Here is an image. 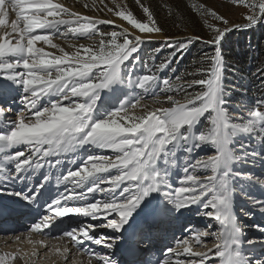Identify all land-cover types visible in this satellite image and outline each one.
Here are the masks:
<instances>
[{
  "label": "snow or ice",
  "instance_id": "6c2138e0",
  "mask_svg": "<svg viewBox=\"0 0 264 264\" xmlns=\"http://www.w3.org/2000/svg\"><path fill=\"white\" fill-rule=\"evenodd\" d=\"M134 2L140 15L127 0L84 3L94 14L62 0H0V101L15 103L18 96L23 106L14 120L8 116L12 108L0 106V196L48 213L30 225L29 235L44 233L54 222L63 225L65 219L74 224L58 229L55 239L67 242L50 249L63 264H85L77 259L84 256L86 264H121L115 251L101 254L89 243L119 248L126 234L178 219L193 206L217 230L185 229L190 235L176 240L156 264H212L214 258L218 264H264V255L244 252L245 245H264V239L246 238L234 207L237 179L264 188V179L235 170L257 159L264 164V97L246 115L230 112L222 52L233 28L264 22V0H232L246 11L245 23L231 26L213 8L193 3L192 10L212 33L206 39L163 35L151 6ZM109 14L112 18H103ZM102 25L118 30L102 31ZM157 37L162 46L142 57L143 46ZM80 39L87 43L75 42ZM195 41L214 52L194 61L192 70L176 74L172 64ZM165 48L168 55L157 62ZM169 69L172 75L162 76ZM257 71L264 81V69ZM241 136L250 139L238 143ZM205 145L213 153L194 157ZM96 149L112 155L93 154ZM68 156L75 158L61 159ZM66 163L77 166L60 171ZM46 166L47 173L42 171ZM176 169L183 175L180 186L173 187ZM38 174L42 179L31 183ZM53 180L64 191L53 194ZM249 200L264 215V200ZM12 210L0 201V216ZM252 227L264 235V225ZM212 228V223L206 226ZM209 237L217 241L212 247L205 243ZM24 255L0 253V264H14Z\"/></svg>",
  "mask_w": 264,
  "mask_h": 264
},
{
  "label": "bare ground",
  "instance_id": "6f19581e",
  "mask_svg": "<svg viewBox=\"0 0 264 264\" xmlns=\"http://www.w3.org/2000/svg\"><path fill=\"white\" fill-rule=\"evenodd\" d=\"M63 3H65L67 6L74 8L77 11H81L85 14H87L85 12V10L81 7H79L77 5V0H62ZM120 21L117 19V23H119ZM56 42H60L63 43V40H59L57 39ZM2 102V101H0ZM19 105V97L17 96L15 103H13L11 100L6 104V106L4 108H9L11 107L12 109L17 107ZM3 107V106H2ZM9 118L14 120L17 117H14L11 113L8 114ZM75 158V157H74ZM74 158H70V156H68L67 158L65 157H61V159H74ZM77 165H71V164H65L61 166L60 171H65L67 168H75ZM43 172L47 173L48 172V168L47 166L42 169ZM56 169H53V175H55L56 173ZM180 170L176 169L173 172V176H172V183H173V187H177L179 184V175H180ZM254 176H258L261 179H264V173L260 172V171H256ZM42 179V176H40L39 174L37 175L36 178L33 179V181L31 183L35 184L37 182V180ZM248 185L245 186H239L236 189L235 195H234V207H237L236 205H241L244 206V208L248 209L245 212H251L249 215L250 218L253 219V221L257 222L259 220L264 221V215H261L259 213V211L255 208L252 207L249 197H254L256 199L259 200H264V188H262L261 186L253 183V182H249L248 181ZM19 184V182H18ZM20 187H22L23 185L20 184ZM50 190L53 194H55L57 191H64V186H60L59 188H57V186L55 185V181L53 180L52 183L49 185ZM68 187L70 188L71 185H68ZM19 190V187L16 189ZM240 190L243 191V193H246L247 198L244 197V194H242L240 192ZM97 198H100L99 195H97ZM0 201H3L5 204L12 206L14 209L19 210L18 213H20L21 215H24L25 217L28 218V220H26V224L24 225H19L16 229L11 230V229H6L4 228L2 225H0V253L3 252H16L19 251L21 254H27L23 256V259L18 258L14 264H25V262L27 261V264H63V262L60 260V258L54 254H52V252L50 251V249H54L57 246L63 247L64 244L67 242L64 239H60L57 240L55 239V237L60 235V231L58 229H66L70 224H72V222L68 221L67 219H65L64 224L60 225L58 222H54L53 226L50 229H46L44 231V233H31L29 235L28 229L30 227V225L32 223H34V221H37L40 218V214L42 213L43 215H48V213L43 209V208H39L37 209L36 205H32L31 207L25 206L24 204L18 202V198L16 197H12V196H8V195H3L0 196ZM196 208V207H194ZM193 211V210H192ZM191 212H187L184 215H182L183 217L190 213L193 214ZM17 212V211H16ZM16 212H12L9 214L10 218L14 219L16 217V215L18 213ZM36 214V215H35ZM41 214V216H42ZM251 214H253V216H251ZM258 218H257V217ZM248 217V218H249ZM170 222V229L176 230V234H179V237L181 238L183 235H190L188 232H182V223H183V219H181V217H179L178 219H168ZM257 220V221H256ZM251 221L249 223V226L251 225V223L253 222ZM214 224L215 222L213 221V228L212 229H207L208 231H213L214 229ZM264 225V222L262 223ZM73 225V224H72ZM216 225V224H215ZM251 227V226H250ZM154 229L156 231L159 230V225H155ZM141 230H138L137 232L140 233ZM174 234V233H173ZM171 236H167L165 235L167 241H169V243L171 242V240H173V238H175L174 235ZM16 236H19L20 239L17 240L15 239ZM263 237V236H260ZM257 239H263V238H257ZM164 239L162 238L160 240V242L157 241H152V242H148L151 243L152 245L148 246V250L146 251H135L137 254V258L136 260H132V259H122L121 260V264H156L157 260L162 259L164 256V253L166 252V249L168 247H170L167 244L162 243L161 241H163ZM31 241V243L29 242ZM40 241H43L44 243L41 244ZM46 245V246H45ZM96 246V245H94ZM208 246V247H212ZM89 247L93 248V244L89 243ZM96 249V248H93ZM109 249H105L102 250L104 252H106ZM204 250V249H203ZM35 251L36 255L32 256V252ZM96 251V250H95ZM111 251H108L107 253H110ZM244 252L246 254H250V255H255L256 257H260L262 255H264V245L261 244H256L253 247L249 248L247 245H245L244 247ZM77 259H81L85 262L87 261V257H77ZM42 263H39V262ZM38 262V263H37ZM212 264H218V260H216L215 258L212 261Z\"/></svg>",
  "mask_w": 264,
  "mask_h": 264
},
{
  "label": "trees",
  "instance_id": "16d2710c",
  "mask_svg": "<svg viewBox=\"0 0 264 264\" xmlns=\"http://www.w3.org/2000/svg\"><path fill=\"white\" fill-rule=\"evenodd\" d=\"M176 4V2H175ZM188 0H180L176 6L170 7L166 17L168 25L161 26L165 32H184L187 29L195 28L191 13L177 14L187 6ZM171 11V15L169 14ZM159 23L161 19L156 15ZM179 25V26H178ZM171 26L176 27L175 30ZM195 30V29H194ZM161 45V41L155 42L154 47ZM214 49L195 41L183 54V58L172 64L176 74L192 70L193 62L198 61L204 53L212 54ZM222 52L226 59L227 66L224 73L225 91L228 93L227 105H250L255 106V101L264 97V81L258 69H264V22L244 29H233L222 42Z\"/></svg>",
  "mask_w": 264,
  "mask_h": 264
},
{
  "label": "rangeland",
  "instance_id": "374dc122",
  "mask_svg": "<svg viewBox=\"0 0 264 264\" xmlns=\"http://www.w3.org/2000/svg\"><path fill=\"white\" fill-rule=\"evenodd\" d=\"M179 1L180 0H144V2L146 4H148V5L151 6V8L154 11V13L156 15H158L160 19L162 18L161 19V23H160V24H162V26L163 25H165V26L168 25V21L166 19V17L168 16L167 15L168 14L167 12H168L169 9H171L170 7L173 6V8H174V6H176V4ZM86 2L89 3V5L91 6L92 0H77V5L79 7H81V8H83V4L86 3ZM175 2H176V4H175ZM127 3H128V5L130 7H132L134 9V11L137 12V15H140L139 11L136 9L134 0H127ZM193 3H203L207 7H210V8H213L214 10H216L219 14L224 15L225 18L230 21V25L229 26H231L233 24H238V23L239 24L245 23V21L243 19V14L245 13L246 9L243 6H236V5H234L232 3V0H188L187 6H185L182 11H178L177 14H181V16H183L184 15L183 13H186V12L188 14L191 13L190 15H191V18L193 20L192 21L193 22L192 24H193V26H195V28H194L195 30L193 28H189V29H187V31H184V32H176V31L165 32L164 31L163 35H165V36H173V37H183L185 35H200V36H202L205 39L208 38V37H210L212 35V33L209 31V29L204 25L203 18L200 17L199 15H197L192 10L191 5ZM83 9L85 10V12L87 14H94L90 9H85V8H83ZM95 14L102 15L100 13H95ZM103 18H112V17L109 14L108 16H105ZM116 19H118V18H116ZM209 19H210V22L219 24V22H217V21H211V18H209ZM171 28H173L175 30L176 27L171 26ZM101 30L107 32V31L118 30V29H116L115 26H113V25H102L101 26ZM69 39H71V37H69ZM59 40H62V39H59ZM161 40H162V37H157L151 43H146L143 46V49H142V52H141V56L144 57V58H147V56L149 54H151L154 49L160 48L162 46V44L159 46V43H158V46L157 47H154V45H152V44H154L155 42H159ZM75 42H77V43H87V41L86 40H83V39H80L79 41H75ZM58 43H60V42H58ZM61 44H63V43H61ZM169 51H170L169 49L165 48L162 52H160L158 54V57L159 58H158V61L157 62H159V59H162L163 57L167 56L168 53H169ZM180 59L181 58L178 56L175 61H179ZM174 63H173V65H174ZM138 72L140 74H144V70L142 68H138ZM170 75H172L171 69L166 70L164 73H162V76H170ZM137 93L139 95H143V93L140 92V90H137ZM160 98L163 99V96H161ZM151 99H152L151 96H147V97H145V102H150ZM0 106L5 107L6 104H4L3 102H0ZM163 106L166 107L168 105L165 104ZM227 107L229 108L230 112H232L234 115H239L241 113H243V114L246 115L247 110L249 108H251V106L250 105H247V104H245V105H233V104H231V105H227ZM22 108H23L22 105H18L17 107H15V108L12 109L11 114L14 117H17L18 113L22 110ZM203 124H204V121H202L201 127H203ZM249 139H250V137L241 136V137L238 138V143L240 141H247ZM257 143L258 142H253V146H256ZM212 153H213V150L211 149V147L208 146V145H205L201 149H199L196 152H194L193 153V156L198 158V157L205 156V155H209V154H212ZM93 154H96V155H109V156L112 155V153L110 152V150H100V149L94 150L93 151ZM81 155H83V153H81ZM70 158H74V157L70 156ZM178 170H180V169H178ZM235 170L240 171L241 173H247L249 175H253L254 176L256 171H260V172L264 173V164H262L261 161L259 159H257L255 161V163H252L251 161H249L248 163H239V164H237L235 166ZM180 173L181 174L179 175V179H181V177L183 175L182 171H180ZM113 174H115V173H113ZM248 184L249 183H248L247 180L237 179V181H236V189L240 185L243 187V186L248 185ZM178 186H180V184H178ZM240 192L242 194H244V197L245 198H247L246 193H243L242 190H240ZM236 206L239 207L242 210L244 209L242 212L240 210L238 212L240 214V219H241L240 222L243 225H245L246 238H263L264 239V235H262L261 233H259L258 231H256V229L254 227H252L255 224H261V225H263L262 224L264 222V221H262L263 219L260 220V222H259V220L258 221L256 220L257 222H255V221H253L252 218L249 217L250 220L253 221L251 223V225H250L251 227H250L249 224L246 223V220H247L246 217L245 216L243 217V215H244L243 212L244 213H249V214L251 213V212H245L249 208L248 209L247 208L245 209L244 206H241V205H236ZM194 207L195 206H193V208ZM194 209H196V208H194ZM235 209H236V207H235ZM202 211L203 210H201V212ZM193 212L195 213L196 211L193 210L192 213ZM248 216H250V215H248ZM251 216H253V214H251ZM249 218H248V220H249ZM34 222H36V221H34ZM72 226H74V224ZM216 230H217V226L214 224L213 231H216ZM187 236H189V235H187ZM187 236L186 235H183L181 238L180 237L179 238L182 239V238H185ZM260 236H263V237H260ZM177 240H179V239H177ZM175 241H176L175 238L173 240H171L172 246H170V247H175ZM205 243L207 244V246H211V245L217 243V241L214 238L209 237V238H207L205 240ZM194 248H196V250H203L202 247L196 246V245H194ZM39 263H42V262L40 261Z\"/></svg>",
  "mask_w": 264,
  "mask_h": 264
}]
</instances>
